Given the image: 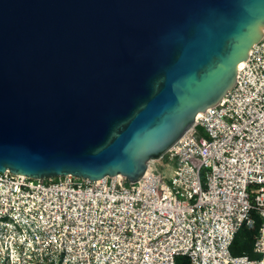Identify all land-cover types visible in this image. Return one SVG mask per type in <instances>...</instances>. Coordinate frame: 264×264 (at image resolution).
<instances>
[{
	"label": "water",
	"instance_id": "obj_1",
	"mask_svg": "<svg viewBox=\"0 0 264 264\" xmlns=\"http://www.w3.org/2000/svg\"><path fill=\"white\" fill-rule=\"evenodd\" d=\"M263 38L264 0H0V173L143 186Z\"/></svg>",
	"mask_w": 264,
	"mask_h": 264
},
{
	"label": "built area",
	"instance_id": "obj_2",
	"mask_svg": "<svg viewBox=\"0 0 264 264\" xmlns=\"http://www.w3.org/2000/svg\"><path fill=\"white\" fill-rule=\"evenodd\" d=\"M243 63L143 186L0 173V264H264V38ZM255 216L256 257L233 255Z\"/></svg>",
	"mask_w": 264,
	"mask_h": 264
},
{
	"label": "trees",
	"instance_id": "obj_3",
	"mask_svg": "<svg viewBox=\"0 0 264 264\" xmlns=\"http://www.w3.org/2000/svg\"><path fill=\"white\" fill-rule=\"evenodd\" d=\"M256 224L254 229H247L245 227L241 228L235 239L233 241V245L231 247V252L233 255H241L243 253L248 254L250 257H256V255L252 251L254 235L257 233L259 226L261 225V219L257 216ZM177 264H189L188 261L183 258H177Z\"/></svg>",
	"mask_w": 264,
	"mask_h": 264
},
{
	"label": "rangeland",
	"instance_id": "obj_4",
	"mask_svg": "<svg viewBox=\"0 0 264 264\" xmlns=\"http://www.w3.org/2000/svg\"><path fill=\"white\" fill-rule=\"evenodd\" d=\"M155 165H156L157 171H158V172H161V173H163V174H167L168 171L170 170V168L167 167V166H165V165H163V164L161 163V161L156 162Z\"/></svg>",
	"mask_w": 264,
	"mask_h": 264
},
{
	"label": "bare ground",
	"instance_id": "obj_5",
	"mask_svg": "<svg viewBox=\"0 0 264 264\" xmlns=\"http://www.w3.org/2000/svg\"><path fill=\"white\" fill-rule=\"evenodd\" d=\"M244 63H242L240 66L242 67Z\"/></svg>",
	"mask_w": 264,
	"mask_h": 264
}]
</instances>
